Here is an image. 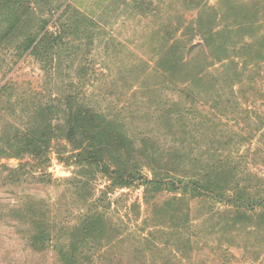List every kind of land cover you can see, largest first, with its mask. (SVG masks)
Listing matches in <instances>:
<instances>
[{
	"label": "trees",
	"instance_id": "1",
	"mask_svg": "<svg viewBox=\"0 0 264 264\" xmlns=\"http://www.w3.org/2000/svg\"><path fill=\"white\" fill-rule=\"evenodd\" d=\"M67 1L60 7L48 8L51 17H41L38 26H29L26 33L19 29L25 16L24 0H0V48L12 51L10 72L20 61L31 57L52 80L53 71L61 61H72L80 42L94 35L91 19L72 11ZM219 5L217 11L201 9L196 19L186 21L184 34L166 54L165 76L172 77L178 67L185 66L181 80L172 77L168 82L173 88L174 108L167 112L183 111L187 116L200 117L187 119L185 140L179 144L170 140L169 144L161 145L148 126L140 125L137 132H129L130 121L82 101L77 91L65 97L64 137L73 150L69 159L85 173L80 175L77 171L65 182L70 186L69 198L76 196L83 208L72 223L69 216L55 218L47 201H29L31 209L23 223H27L26 239L33 251L42 253L52 249L61 264H129L124 256L127 251L118 250L124 244V232L112 220L109 197L117 189L136 186L143 187L146 193L162 190L189 199L207 198L215 205L224 206L222 210L214 206L209 211L211 218H216L211 227L229 237L237 231L249 234L264 231V176L241 166L238 160L244 161L247 154L235 156L233 152V148H241L246 141L257 138L263 147L248 148L253 153L249 155L250 161L264 164V110L246 108L239 112L247 113V119L250 115L254 117L248 124L249 137L240 138L229 149L234 138L224 139L227 136L215 127L213 120L217 113L206 116L197 106L203 102L224 115H227L226 107L233 104L264 109V0H220ZM32 12L28 8L27 14ZM217 16L219 25L215 23ZM17 35L22 38L18 40ZM5 67L1 64L0 72ZM85 75L81 70L76 78L85 80ZM144 84L145 81L139 85L143 91ZM257 100L261 103H254ZM0 111L4 116L0 159L37 155L32 166L28 161L17 168L2 164L0 175L13 183L29 178L51 183L46 171L50 162L47 152L56 133L54 96L26 89L24 83L8 79L0 83ZM163 116L167 128L172 129L170 117ZM182 158L185 162L177 160ZM97 176L103 177L106 184L95 197ZM128 233L136 237L134 256L140 254L146 258V250L141 246L143 243L151 246L154 233L146 236L135 230ZM191 241L179 238L177 245L184 244L186 252L191 249ZM152 248L158 250L159 246ZM170 261L183 264L177 254Z\"/></svg>",
	"mask_w": 264,
	"mask_h": 264
},
{
	"label": "rangeland",
	"instance_id": "2",
	"mask_svg": "<svg viewBox=\"0 0 264 264\" xmlns=\"http://www.w3.org/2000/svg\"><path fill=\"white\" fill-rule=\"evenodd\" d=\"M68 3L72 11L91 19V28L95 33L80 42L78 51L75 49L74 63L69 59L61 61L53 71L52 80L44 75L40 64L31 57L20 61L10 72L12 51L0 48V66H6L0 72V83L10 79L24 83L26 89L52 94L57 106L56 133L47 152L50 162L46 172L52 182L44 184L29 178L13 183L0 175V264H61L52 249L39 253L30 248L26 239L28 226L23 221L31 209V200L47 201L55 218L61 220L69 216L72 223L76 222L78 212L83 208L76 196L69 198L70 186L65 182L72 179L77 171L80 175L85 174L69 159L73 150L64 137L67 95L77 91L82 101L105 112L117 113L120 118L132 123L129 132H137L136 127L140 125L150 127L161 145L169 144L170 140L179 144L185 140L187 119H200L199 116H187L183 111L167 112L170 107L172 110L174 108L173 88L168 82L172 77L181 80L185 76V66L178 67L172 77L169 74L165 76L168 68L166 54L173 42L184 34L186 21L196 19L201 9L217 11L220 0H68ZM63 4L64 0H24L22 11L25 16L19 29L27 33L29 26L36 28L41 17H51L48 8ZM28 8L30 12L33 11L31 14H27ZM64 8L65 5L59 11ZM218 22L217 16L215 23L219 25ZM16 37L19 40L22 35ZM81 70L86 74L85 80L76 78ZM211 72L214 73L215 69ZM4 73H8L5 78L2 76ZM143 81L146 87L144 91L139 87ZM252 98L249 97V100ZM197 106L206 116L217 113L218 117L213 120L215 127L227 136L224 139L228 136L234 138L229 149L240 138L249 137L248 124L254 117L250 115L247 119V113L240 115L239 112L246 108L250 111L264 110L259 106L233 104L226 107L224 113L227 115H224L209 104L202 102ZM163 115L170 117L172 129L167 128ZM3 117L0 111V128ZM218 137L220 135H216ZM258 146L263 147L256 138L252 142L246 141L241 148H233V152L235 156L247 154L244 161L236 157L241 166L264 176L263 162L250 161L249 155L253 153L248 148L255 150ZM195 147L193 143L194 150ZM36 159V154L3 158L0 159V166L5 164L17 168L27 161L32 166ZM177 160L185 162V158ZM145 172L149 174L147 168ZM94 182V194L98 197V190L104 188L106 180L97 176ZM109 198L112 202V220L124 232V244L118 250L127 251L124 256L129 264H177L170 261L174 254L183 264H264V231L250 234L237 231L230 237L217 231L216 227H211L216 218H211L209 211L214 206L219 210L224 206L215 205L207 198L189 199L162 190L146 193L140 186L117 189ZM231 215L234 217L233 213ZM133 230L141 236L154 233L152 245L159 246V249L143 243L141 248L146 250V258L140 254L134 256L136 237L128 233ZM179 238L181 241L192 239L191 249L185 252L184 244L183 247L180 245L181 249L177 245Z\"/></svg>",
	"mask_w": 264,
	"mask_h": 264
}]
</instances>
